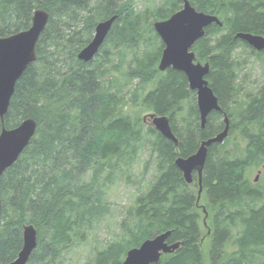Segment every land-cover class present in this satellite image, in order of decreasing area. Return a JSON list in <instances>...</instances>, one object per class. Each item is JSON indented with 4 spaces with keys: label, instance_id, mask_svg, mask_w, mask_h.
Wrapping results in <instances>:
<instances>
[{
    "label": "trees",
    "instance_id": "trees-1",
    "mask_svg": "<svg viewBox=\"0 0 264 264\" xmlns=\"http://www.w3.org/2000/svg\"><path fill=\"white\" fill-rule=\"evenodd\" d=\"M134 1L0 0L1 37L28 30L38 9L49 14L37 60L18 80L0 121V131L37 122L30 145L0 177V264L17 258L29 224L38 246L28 264H65L63 253L107 214L106 188L132 171L144 149L155 178L127 211L122 241L109 243L93 264H122L130 249L168 231V243L182 246L156 264H264V198L250 180L251 169L264 164V86L240 97L246 90L238 72L247 61L235 57L242 50L264 60V51L236 38L264 37V0H188L223 24L207 27L192 48L198 62L210 64L206 79L223 109L209 115L204 129L186 75L158 70L164 43L153 24L179 12L185 0H163L142 12ZM112 17L98 55L80 61L96 26ZM137 110L168 117L178 146L151 126L145 130ZM224 113L230 133L209 148L198 203V175L188 184L175 162L221 133ZM237 121L243 156L227 149Z\"/></svg>",
    "mask_w": 264,
    "mask_h": 264
},
{
    "label": "water",
    "instance_id": "water-1",
    "mask_svg": "<svg viewBox=\"0 0 264 264\" xmlns=\"http://www.w3.org/2000/svg\"><path fill=\"white\" fill-rule=\"evenodd\" d=\"M116 17L99 23L91 42L78 54V59L89 63L98 55L100 48L107 39ZM49 23V14L38 9L34 12L31 27L9 37L0 36V121L4 123L15 87L23 73L37 60V44ZM212 24L222 27L223 24L214 15L198 12L188 0L184 1L183 8L166 21H157L153 24L155 32L164 43V50L160 59L158 70L165 72L172 68L183 72L189 83L191 91L196 92V102L200 114L202 129L205 128L208 117L213 112H223L218 97L214 94L206 77L210 73V64L197 61L192 51L195 43L205 37V29ZM256 51H264V37L250 33L236 35ZM144 124L150 125L163 137L172 141L177 147L178 139L172 131L168 117L156 114L146 115ZM225 127L217 136L204 141L195 154L188 158H178L176 166L183 173L188 184L194 181L196 172L199 180L198 203L202 195V177L207 161L209 148L212 144H223L230 133V119L224 113ZM37 132V122L33 119L24 120L17 128L8 130L3 128L0 133V177L12 167L24 150L30 145ZM260 174V172H259ZM259 176L256 177L257 182ZM2 203L0 199V215ZM205 213L204 224L207 226L208 214ZM210 233V231H209ZM172 231L161 233L146 240L140 247L130 249L122 264H156L163 255L176 252L182 243L169 244L168 239ZM38 246V231L32 224L23 227V246L17 258L11 264H28L32 253Z\"/></svg>",
    "mask_w": 264,
    "mask_h": 264
},
{
    "label": "rangeland",
    "instance_id": "rangeland-1",
    "mask_svg": "<svg viewBox=\"0 0 264 264\" xmlns=\"http://www.w3.org/2000/svg\"><path fill=\"white\" fill-rule=\"evenodd\" d=\"M162 1L163 0H135L134 5L137 6V11L142 12L146 9L152 10L154 7L161 5ZM240 52H238L240 54L237 53L235 56L236 59L239 58L240 61H247L242 70L238 72L241 79L245 81L243 85L246 90L240 97H247L250 93H255L264 86V60L263 58L257 59L253 56H249L248 51L244 52L241 50ZM149 114L154 113L137 110L135 115L140 119H144V117ZM144 126L145 130H148L150 125L144 124ZM236 126L237 129H235V134L230 137L229 143H227V149L233 151L236 147L237 151L240 152L239 156H243L246 142L239 133L240 125L238 121L236 122ZM155 168V162L150 158V151L144 149L140 154L139 161L132 171L106 188V200L109 204L107 214L99 222L94 224L92 230L88 231L83 242L74 245L73 248L63 253L65 264H93L97 257V253L107 249L109 243L122 241L123 234L121 233L123 230L121 225L127 215V211L134 204L135 197H137L140 192L144 191L154 180L156 175ZM145 170H147V172L145 176H143ZM257 176H259V179L255 182ZM250 180L262 191L264 198V164L259 167L255 166L251 169ZM231 250H233V248L229 249V251Z\"/></svg>",
    "mask_w": 264,
    "mask_h": 264
},
{
    "label": "flooded vegetation",
    "instance_id": "flooded-vegetation-1",
    "mask_svg": "<svg viewBox=\"0 0 264 264\" xmlns=\"http://www.w3.org/2000/svg\"><path fill=\"white\" fill-rule=\"evenodd\" d=\"M253 49H254V48H253ZM257 52H259V51H257ZM260 53H262V51H261ZM193 174H194V182H193V183H195V176L197 175V173L194 172Z\"/></svg>",
    "mask_w": 264,
    "mask_h": 264
},
{
    "label": "bare ground",
    "instance_id": "bare-ground-1",
    "mask_svg": "<svg viewBox=\"0 0 264 264\" xmlns=\"http://www.w3.org/2000/svg\"><path fill=\"white\" fill-rule=\"evenodd\" d=\"M203 183V182H202Z\"/></svg>",
    "mask_w": 264,
    "mask_h": 264
}]
</instances>
